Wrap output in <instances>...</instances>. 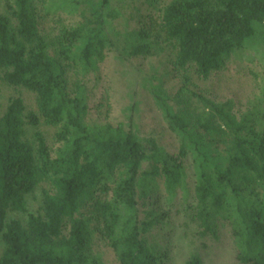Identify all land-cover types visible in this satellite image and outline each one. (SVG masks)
Returning a JSON list of instances; mask_svg holds the SVG:
<instances>
[{
    "label": "trees",
    "instance_id": "obj_1",
    "mask_svg": "<svg viewBox=\"0 0 264 264\" xmlns=\"http://www.w3.org/2000/svg\"><path fill=\"white\" fill-rule=\"evenodd\" d=\"M3 2L0 264H264V78L246 107L193 89L264 61V0ZM110 56L169 57L179 91L148 92L161 132L137 89L120 121L96 100Z\"/></svg>",
    "mask_w": 264,
    "mask_h": 264
},
{
    "label": "rangeland",
    "instance_id": "obj_2",
    "mask_svg": "<svg viewBox=\"0 0 264 264\" xmlns=\"http://www.w3.org/2000/svg\"><path fill=\"white\" fill-rule=\"evenodd\" d=\"M4 6L5 3L3 0H0V12L4 11ZM169 62V57L160 56L157 58L134 60L130 63H121L114 56H110L102 67V76L105 80L103 88L97 93L96 100L99 101L102 93L107 91H104V88L108 89L113 107V121H120L124 119L127 108L135 101L133 93L137 89V102L144 124H148L150 129L161 132V126H165L164 121L148 92L152 85L162 86V89L170 95H175L179 91L181 81L172 74L173 69ZM253 73L256 75L258 73L260 77L256 78ZM263 78L264 61L260 60V55L250 51L240 58L235 56L228 63L226 70L216 73L207 82L194 77L195 87L193 89L206 96L217 95L221 99H234L237 105L246 107L249 102L248 100L250 98L253 99L255 96L257 84L263 83ZM144 81L145 83L149 81L148 83L150 84L143 86ZM0 92L2 104H6L9 97L11 98L16 95L14 89L4 87L2 83H0ZM21 93L28 104L33 107V95L27 92ZM95 105L96 103L94 102L91 107L94 109ZM43 131L48 137H52L55 133L54 129L47 127H44ZM37 199H40L39 195ZM32 205L33 207H37V202L33 201ZM183 243V253L190 252L191 243H189V240L183 241ZM228 249L226 252L223 249L222 255L215 257L214 260H209L210 264H237ZM223 250L220 249V251ZM183 253L178 257L181 258ZM107 257L111 260L113 259L111 254H108Z\"/></svg>",
    "mask_w": 264,
    "mask_h": 264
}]
</instances>
